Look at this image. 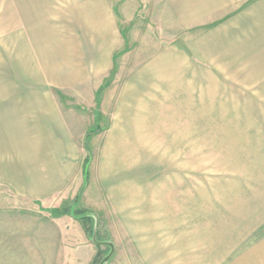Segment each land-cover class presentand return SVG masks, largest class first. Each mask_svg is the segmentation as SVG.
Returning <instances> with one entry per match:
<instances>
[{
  "label": "rangeland",
  "instance_id": "obj_1",
  "mask_svg": "<svg viewBox=\"0 0 264 264\" xmlns=\"http://www.w3.org/2000/svg\"><path fill=\"white\" fill-rule=\"evenodd\" d=\"M83 2L0 0V124H67L79 152L71 183L45 199L0 185V264H229L264 236V31L181 26L161 0H106L111 60L51 85V65L63 75L103 52L61 47L86 37ZM81 186L88 234L52 214Z\"/></svg>",
  "mask_w": 264,
  "mask_h": 264
},
{
  "label": "crops",
  "instance_id": "obj_2",
  "mask_svg": "<svg viewBox=\"0 0 264 264\" xmlns=\"http://www.w3.org/2000/svg\"><path fill=\"white\" fill-rule=\"evenodd\" d=\"M161 2L181 26L205 25L215 21L219 23L217 28H225L226 32L264 31V0ZM79 7L86 16L81 27L86 37L77 39L78 45L72 39L71 44L61 47L76 49L87 44V48L99 47L103 52L90 54L85 62L72 58L66 65L63 63L64 70L69 69L67 76L60 73L62 68L51 65L53 73H44V78L51 85L70 87L86 82L87 71L101 72L111 60L113 48L119 43V31L106 0H85ZM257 27H263V30ZM75 144L67 124H0V185L20 197L34 200L60 192L77 173L79 152ZM229 264H264V236L239 249Z\"/></svg>",
  "mask_w": 264,
  "mask_h": 264
},
{
  "label": "trees",
  "instance_id": "obj_3",
  "mask_svg": "<svg viewBox=\"0 0 264 264\" xmlns=\"http://www.w3.org/2000/svg\"><path fill=\"white\" fill-rule=\"evenodd\" d=\"M89 161H90V158L89 156L87 155L84 160H83V163H82V176H83V184L86 183L87 179H88V171H87V167L89 165ZM83 186H81L79 192H78V195H77V199L75 198L76 202L74 204L73 207H67L65 209H62V210H52V214L55 216V217H62V216H66V215H70L72 216L73 218L77 219L78 221H80L82 224H84L87 229L85 230L86 231V234L89 233L90 231V228H89V225H90V217L88 216V214H85V212L83 210H79L76 206L77 204L79 203V200H80V195L82 194V189ZM92 235H94V231L92 230Z\"/></svg>",
  "mask_w": 264,
  "mask_h": 264
}]
</instances>
